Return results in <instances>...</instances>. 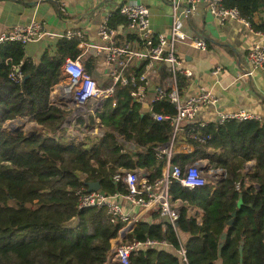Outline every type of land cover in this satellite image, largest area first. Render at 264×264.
Returning <instances> with one entry per match:
<instances>
[{"label":"trees","instance_id":"trees-1","mask_svg":"<svg viewBox=\"0 0 264 264\" xmlns=\"http://www.w3.org/2000/svg\"><path fill=\"white\" fill-rule=\"evenodd\" d=\"M223 5L235 8L254 32L264 34V0H223ZM256 15H262L259 22ZM124 22L115 13L109 24ZM79 53L76 41L58 40L36 61L26 57L20 42L0 44V264H103L123 223H111L105 207L79 210L77 192L98 182L106 196L125 195L126 185L114 181L123 177L122 171L146 168L151 184L163 177L165 160L156 153L170 142L173 128L142 115L126 89L117 91L115 107L109 100L97 114L100 138L76 144L70 137L68 113L49 99L65 59ZM184 82L180 78L181 87ZM154 112L175 113L166 101L156 103ZM17 118L37 128L29 134L3 130ZM87 123L92 126L94 119ZM84 124L78 121L79 128ZM184 126L195 151L177 155L172 163L184 171L204 159L208 170H223L225 176L194 188L170 180L168 196L200 210L201 221L197 215L187 217L184 207L173 224L136 222L126 243L150 239L168 246L140 249L129 264H184L177 253L181 248L186 264H240L241 242L242 264H264V123L233 120L200 126L193 121ZM193 135L204 143L192 140ZM249 162L253 167H246ZM180 234L186 237L184 245Z\"/></svg>","mask_w":264,"mask_h":264},{"label":"built area","instance_id":"built-area-1","mask_svg":"<svg viewBox=\"0 0 264 264\" xmlns=\"http://www.w3.org/2000/svg\"><path fill=\"white\" fill-rule=\"evenodd\" d=\"M35 3L50 1L63 5V0H29ZM171 9V23L167 33H155L151 28L148 8L140 3L129 2L116 8L115 12H108L98 26V43H90L81 29H69L61 34L46 33L38 22L27 26H14L0 34V44L16 41L23 45L38 41L43 36L66 41H76L80 53L74 58L67 57L62 64V79H65L63 88L57 90L58 105L67 113L66 126L70 137L76 144L86 138H100L103 129L97 114L105 102L116 106L115 95L117 91L126 89L133 104L140 106L141 113L148 114L157 122H169L173 128L170 142L158 148L156 157L165 160L166 172L163 178L151 184L147 179L141 178L136 171H129L123 177L117 175L114 181L122 180L127 187L125 195L114 194L106 196L100 191L88 193L86 190L77 192L79 197V210L89 207H105L110 215V222L121 221L118 244L114 252L119 264H129L130 256L140 249L153 247H167L165 241L146 239L145 241H131L126 243V233L131 231L135 220L130 218L115 203L117 197H124L132 205L145 209L151 205L156 206L161 216L174 223L178 217V209L168 196L170 180L178 181L187 188L202 187L209 184L200 165L193 164L182 171L179 166L172 163L175 154L174 145L182 126L193 122L202 107L214 109L216 118L214 122L219 125L238 120H257L258 117L246 111L222 113L217 109L218 99L212 91L199 88L195 95L186 96L180 86V78L191 79L192 71L184 66L183 60L177 54V45L187 38L183 32L186 20L196 11L197 6L203 5L205 10L220 22L234 20L245 22L235 8H225L223 0H169ZM62 11L64 9L62 8ZM117 13L125 19L115 27L110 26L113 14ZM261 34V33H260ZM264 37V34H262ZM188 42L199 50H205L203 39L191 38ZM89 53L104 56L107 66L106 84L99 85L85 69V56ZM246 60L252 70L264 71V43L254 45L247 53ZM216 68L213 74L219 73ZM251 75V73H247ZM59 81V82H60ZM58 82V83H59ZM57 83V84H58ZM56 84V85H57ZM55 85V86H56ZM94 99L93 104H88ZM166 101L173 106V115L156 113L154 106L158 102ZM147 105V108L144 107ZM89 117L94 124L88 126ZM84 120L83 128H79L78 121ZM208 123H200L205 126ZM6 125V124H5ZM192 140L203 144L204 139L196 136ZM172 171L170 172V169ZM181 261L186 264L185 250L177 251Z\"/></svg>","mask_w":264,"mask_h":264},{"label":"crops","instance_id":"crops-1","mask_svg":"<svg viewBox=\"0 0 264 264\" xmlns=\"http://www.w3.org/2000/svg\"><path fill=\"white\" fill-rule=\"evenodd\" d=\"M136 2L145 5L150 13L151 28L155 33H167L171 23V9L169 0H63V5L50 1L35 3L29 0H0V34L14 26H27L38 22L46 33L61 34L69 29L83 30L90 43H98V26L108 12H115L116 8L124 3ZM62 8L64 11H62ZM262 15L254 17L259 22ZM183 32L187 36L184 42L177 45V54L183 60L184 66L193 73L191 79H184L183 94L195 95L199 88L213 92L218 99L217 109L222 113L246 111L258 117L264 123V71L252 70L246 60L248 51L256 44H263L264 37L254 32L245 22L228 20L220 22L210 15L203 5H198L196 11L184 22ZM191 38H200L205 41L206 49L199 50L188 42ZM57 39L43 36L35 42L25 45V55L32 60H39L46 49L52 48ZM216 68L221 70L213 74ZM85 69L99 84H106L107 66L104 56L89 53L85 56ZM251 75H247V73ZM65 79H62L52 88L50 104L58 106L60 102L57 90L63 88ZM142 114V113H141ZM143 115V114H142ZM216 113L213 108L202 107L194 121L199 123L214 122ZM185 126H182L174 145L176 155H190L194 153V146L188 142ZM206 165L207 161L200 159L196 162ZM254 162L247 163L246 167H253ZM141 178L150 176L148 169H134ZM166 168L163 167V174ZM126 174L127 171H122ZM223 170L204 171L208 180L207 186L221 181L225 173ZM163 178V177H162ZM172 199V198H171ZM178 212L181 208L187 209V217H195L200 223V210H193L180 199H172ZM115 203L124 213L135 222L155 224L159 221L170 222L168 218L158 214L156 206L145 209L132 205L124 197H117ZM165 228V225H163ZM131 230V231H132ZM130 231L126 233V237ZM182 244L186 237L180 234ZM119 237V235H118ZM118 237L111 241V249L106 255L103 264H119L114 252L118 244ZM218 264H221L219 261Z\"/></svg>","mask_w":264,"mask_h":264},{"label":"rangeland","instance_id":"rangeland-1","mask_svg":"<svg viewBox=\"0 0 264 264\" xmlns=\"http://www.w3.org/2000/svg\"><path fill=\"white\" fill-rule=\"evenodd\" d=\"M22 121L21 122H16V121ZM35 128H37V126L35 125V123L33 122H29L28 119L26 118H18L17 120H14V122L11 123H7L4 127L3 130L13 133L15 134V131L18 132H23L24 134H29L31 133L33 130H35ZM197 164V163H196ZM200 169L205 172H208V167L206 165H200ZM11 205H13L12 203H10ZM27 209L29 210H35L36 206L34 204H27L26 205Z\"/></svg>","mask_w":264,"mask_h":264},{"label":"water","instance_id":"water-1","mask_svg":"<svg viewBox=\"0 0 264 264\" xmlns=\"http://www.w3.org/2000/svg\"><path fill=\"white\" fill-rule=\"evenodd\" d=\"M94 103V99H90L88 101V104H93ZM145 108H147V105H144ZM18 119V118H17ZM16 119V120H17ZM11 122H14V121H10L8 123H11ZM7 124V123H6ZM15 133H17V131H15ZM130 149H134L133 146H130ZM172 171V168L170 169V172ZM224 172V171H223ZM224 174V173H223ZM86 186H87V192L88 193H93V192H98L100 191V185L98 182H88L86 183ZM177 225V224H176ZM132 230V228H130ZM225 238V235L222 236V240H224ZM222 246V243H220L219 245V248H221ZM242 252H243V242L240 243V246H239V255H240V259H239V263L242 264Z\"/></svg>","mask_w":264,"mask_h":264},{"label":"bare ground","instance_id":"bare-ground-1","mask_svg":"<svg viewBox=\"0 0 264 264\" xmlns=\"http://www.w3.org/2000/svg\"><path fill=\"white\" fill-rule=\"evenodd\" d=\"M16 122H21V123H22V121H20V120H18V121H16Z\"/></svg>","mask_w":264,"mask_h":264}]
</instances>
